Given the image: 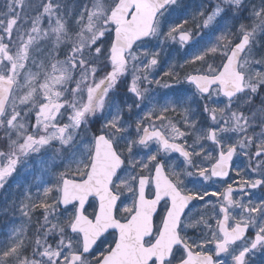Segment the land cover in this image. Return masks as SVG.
Listing matches in <instances>:
<instances>
[{"label": "snow or ice", "instance_id": "1", "mask_svg": "<svg viewBox=\"0 0 264 264\" xmlns=\"http://www.w3.org/2000/svg\"><path fill=\"white\" fill-rule=\"evenodd\" d=\"M0 264H264V0H0Z\"/></svg>", "mask_w": 264, "mask_h": 264}]
</instances>
